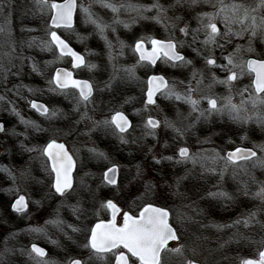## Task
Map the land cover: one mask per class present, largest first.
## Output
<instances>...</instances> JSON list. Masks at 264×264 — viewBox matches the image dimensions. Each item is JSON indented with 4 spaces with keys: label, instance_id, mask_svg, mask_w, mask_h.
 <instances>
[{
    "label": "rangeland",
    "instance_id": "1",
    "mask_svg": "<svg viewBox=\"0 0 264 264\" xmlns=\"http://www.w3.org/2000/svg\"><path fill=\"white\" fill-rule=\"evenodd\" d=\"M89 2L90 0H78V3L84 6H87ZM110 2L117 5L121 2L150 5L155 0H110ZM159 2L168 7L173 0H159ZM206 9L207 6L195 10L170 9L169 17L174 15L183 17L174 30H165L162 25L151 20H138L132 23L136 13L122 9L118 18L127 21L131 26L125 28L123 24L113 25L116 30L112 31L110 27L103 36L94 25L85 22L84 14L78 9L77 23L74 28L60 33L68 41L75 43L88 63L96 65V68L91 71L86 67L74 71L76 77L89 80L94 87L92 103L88 106V115L91 120H81L80 114L73 110L75 99L70 93L65 96L61 93L55 94L50 90L47 66L38 65L37 54L41 49L38 46L29 48L25 43L32 39L37 42L44 39L43 36L40 37L42 27L37 23L33 0H15V9L9 16L12 28L11 39L16 44L14 53L9 47L8 37L0 34V63L11 69L6 81L0 78V96L5 97V100L0 101V123H3L7 129L6 133H0V248L3 247V238L15 233V237L9 239L11 248L29 249V244L35 242L46 248L47 258L55 261L56 264H67L69 258H82L87 261L88 251L83 247L86 242L83 230L90 227L95 220L106 219L108 211L101 209L100 205L111 199L124 212L136 213L145 203H155L170 210L171 223L180 236V241H176L174 247L183 244L184 252L183 254L165 252L162 258L163 264H187L188 260L201 264H240L243 258L258 256L259 246L256 243H226L237 229L225 228L218 231L214 227H204V225L231 223L242 213L255 209L259 202L238 192L241 181H248L251 190H256V185L251 183L249 177L237 170L234 178V170L229 165L228 171L221 179L219 172L224 167L223 160H218L214 165L211 161H207V167L216 169L215 173H210L204 171L200 164L193 165L188 162L184 165H177L163 157L172 156L175 159L179 148L185 146L192 153L212 155L215 150L224 156L226 148L234 144L252 148L254 144L264 143V130L250 123L245 126L238 138L232 135L231 139L225 138L220 131L222 127L220 119L212 122L209 120L214 115L208 120L201 119L183 138H177L170 128L164 127L163 121L165 118L176 120L177 112L187 117L191 109L189 105L181 101L166 100L160 95L156 97L155 105H149L147 108L144 104L141 105L148 116L161 121V127L155 130V137L145 134V120L140 118L136 120L140 125L139 130L132 129L129 132L137 131L131 134L132 137L128 135L129 133L122 135L127 143H122L120 138L113 141L97 138L102 131V125L94 126L93 124L94 121L109 120L110 115L109 117H104V115L111 114L116 109L123 110L125 102H128L130 106L132 102L136 103L135 98L140 91L138 88L140 83L131 90L123 88L120 92L122 87L117 86L114 81L126 74L123 71L125 68L135 66V71H142L143 67L138 64L132 50L133 42L142 37L174 38L185 42V46L178 50L187 59L192 60L193 65L173 68L161 60L151 71L162 73L169 82L182 80L187 83L193 68L203 71L204 85L211 81L213 73L217 75L214 69L205 67L201 57L197 58L199 56L192 50L196 46H188L192 44L191 34L185 37L179 31L185 23H188L191 28V15ZM91 11L95 17L109 25H112L114 16H117L111 10L95 3L92 4ZM146 15L153 16L155 12L146 13ZM3 23L4 13H0V25ZM26 29H31V31H26ZM118 40L125 45L123 54H120ZM107 41H111L114 45L111 50L114 59L109 58L110 50L107 47ZM203 49V54L207 55L208 49ZM5 53H10V56L6 57ZM54 62L55 66L63 63L62 60L55 61V59ZM33 63H36L39 68L38 72L32 71ZM178 90L184 91L183 85H178ZM226 91L228 89L223 85H215L211 89L202 86L201 91L193 95L197 99L202 94L224 97ZM38 93L47 98L46 101L40 100L45 102L49 110L59 112L56 118L39 116L30 108V99L35 98ZM113 99L122 100V102L114 104ZM136 105L133 107H138ZM200 108H208L207 101H201ZM12 109H15V112ZM83 111L84 109L81 108V112ZM16 112L19 116L15 114ZM196 115L192 113L188 119L183 121L184 125L194 123ZM20 117L39 125L40 130L26 127L21 123ZM205 121L209 123L208 126ZM51 139L65 141L70 153L77 161L73 177L76 192L66 198H61L53 192L46 180V171L42 167V158L39 153L26 151L28 148L44 146ZM206 139L207 143L204 142ZM93 148L97 152L104 153V158H100L102 161L100 164L91 162V159L96 158L89 152V149ZM156 160L160 163H156ZM110 165H116L119 170L118 183L114 187L105 186L99 177L102 170ZM137 166L142 170L140 178L136 177ZM247 167L258 181H264V171L260 168H252L251 164ZM4 168H8L11 175L3 171ZM21 172H25L26 175L21 176ZM186 173L188 178L181 182L179 189L184 195L177 196L173 194L175 189L168 188L167 185L174 183V176H184ZM13 176L15 180L12 179ZM81 180L87 186L86 188L82 187ZM146 180L157 184L154 193L149 195H144L143 185ZM218 190L232 194L235 199L227 201L208 196L210 191ZM19 194H24L28 201V209L25 213H13L9 207L13 198ZM80 199L83 200L87 212L77 219L71 208L62 206V200L66 204H76ZM186 205L191 207H186ZM178 213H185L191 217V220L181 223L177 219ZM57 216L64 222L62 230L45 223L56 219ZM69 225L80 228L81 231L73 232ZM30 229H43V232H33ZM239 230L245 232L254 241L261 239L262 234L258 229L248 231L241 226ZM8 261L9 264H32L27 255H21L19 251L10 255ZM92 264H99V262L93 261Z\"/></svg>",
    "mask_w": 264,
    "mask_h": 264
},
{
    "label": "snow or ice",
    "instance_id": "2",
    "mask_svg": "<svg viewBox=\"0 0 264 264\" xmlns=\"http://www.w3.org/2000/svg\"><path fill=\"white\" fill-rule=\"evenodd\" d=\"M99 4L101 7L111 10L117 16H114L112 25L106 24L91 11L92 4ZM207 6L210 11L201 10L194 17L197 21L196 28H190L188 23L179 28V31L185 36H192V44L189 47L199 43L203 48L208 49V54L204 55L201 48L193 47V51L197 56L204 60V65L208 69H219L224 72L225 78L219 79L213 73L211 81L204 85V74L200 69L193 68L187 83L185 81L169 82L163 75H151L146 81V100L145 108L149 105L157 103V94L166 100L181 101L189 105L191 111L187 117L177 112L176 120L164 119L163 125L170 128L177 138H183L187 132L195 127L201 119L208 120L212 116H227L233 123L238 125L255 124L261 130H264V47L257 52V43L264 46V0H173L172 3L165 7L159 0H155L150 5L133 4L121 2L119 5L110 2V0H90L87 6L78 3V0H33V8L41 14L48 12L50 16V24L46 27L47 39L37 42L35 39L25 41L27 47L38 46L41 51H51L53 48L58 50L57 59L65 56L72 58L73 68L79 69L86 67L90 71L96 68L95 64H90L85 57L74 51L65 39L57 34L55 29L72 30L74 28V17L77 10L84 14L86 23L95 26L96 30L104 35L108 28L115 31L113 25L123 24L125 28L131 25L127 21L120 20L118 14L123 9L128 12H135L136 17L132 23L138 20L154 21L156 24L162 25L165 30H174L183 17L174 15L168 16L170 9L183 10L185 8L195 10ZM15 9V0H0V13H4V23L0 25V34L8 37V44L11 52L16 51L15 41L11 39L12 28L9 22V16ZM155 12V15L148 16L146 13ZM223 25V30L218 27ZM31 31V29H26ZM203 33L204 39L199 40L200 34ZM106 39V37H105ZM234 41H246V44L236 43L233 50L224 54L228 45H232ZM120 45V54H123L125 47L122 41L118 40ZM146 43L151 48L146 47ZM185 46L184 41H177L174 38L166 40L154 37H142L138 39L134 45L133 51L139 55L138 64L147 63L155 66L158 60H163L173 68H185L193 64L178 49ZM109 58L114 59L111 50L114 45L111 41H107ZM216 49H221V54L216 57ZM6 57L10 53L4 54ZM246 56L248 58H246ZM27 59V58H26ZM218 60L223 61L218 63ZM11 63V60H9ZM14 66V65H13ZM11 69L0 63V78L7 80ZM32 71L38 72L39 68L36 63L32 64ZM123 71L129 79H137L135 76V66L125 68ZM249 78V83L234 92L236 84L243 80L244 77ZM115 77H113L114 79ZM49 85H54L50 90H59L61 94L69 95L68 90L73 89L75 99L74 111L80 114L81 120H91L88 115V106L92 103L93 85L87 80H79L73 77L72 72L64 69H56L55 75L48 81ZM178 85H183L184 91L178 90ZM215 85H223L228 89V95L224 97H215L211 95H201L199 99L194 98V93L200 92L202 86L211 89ZM110 86V85H106ZM31 91V89H30ZM239 96V101L234 102L235 96ZM5 100L4 96H0V101ZM201 101H207L208 108L201 109ZM222 101V102H221ZM31 107L36 109L41 115L48 118H56L59 115L57 110H49L46 106L31 102ZM81 108L84 109L81 112ZM15 112V109H12ZM192 113H196V121L184 125L183 121L188 119ZM19 116V113H15ZM21 123L26 127H32L36 130L39 125L20 117ZM94 126L113 127L119 133H125L131 127L128 118L120 111H117L110 120L94 121ZM144 127L146 135L155 137L156 129L161 127V121L151 116L146 120ZM7 129L3 123H0V133H6ZM246 138V137H245ZM122 143H127L123 136H120ZM207 143V139L204 141ZM23 147V145H21ZM26 151L39 153L42 158V167L48 173L51 179V188L54 193L61 197L76 192L74 188L73 172L76 169L77 161L66 148L64 143L51 139L46 145L41 147L28 148ZM151 151V149H149ZM89 152L96 158H104L103 152H97L94 148ZM155 159V158H154ZM163 159L174 162L177 165H184L191 162L193 165L200 164L201 168L206 172L215 173L214 167H207L206 162L211 161L214 165L218 160L224 161V167L220 170V178H224L225 172L228 171L229 165L233 168V177L235 178L237 170L243 172L249 177L252 184L256 185V190L252 191L248 181H241L238 192L245 197L250 196L253 200L258 201V205L254 210L242 213L231 223L228 224H211L204 227H214L218 231L227 229H237L226 243H256L258 244V258H243L240 264H264V181H258L253 175L248 164L252 168L264 169V143L254 144L252 148L236 147L233 151L221 156L219 152L213 150L212 155H202L200 152L192 153L188 147H180L177 158L172 156L163 157ZM160 163L159 160L155 161ZM3 171L10 170L4 168ZM118 168L110 167L103 173V180L107 185H117ZM26 175L21 172V176ZM142 176V170L137 166L136 177ZM188 178L186 173L184 176H174L173 184L167 185L168 188H174L173 194L183 196L179 191L181 182ZM15 180V177H12ZM82 187L84 185L81 180ZM157 184L153 181L146 180L144 187V195L154 193ZM90 191V190H89ZM208 196L213 199H222L232 201L235 197L223 190L210 191ZM62 206L71 208L72 213L80 219L85 215L87 209L84 207L82 199L77 200L76 204H66L62 200ZM101 209L110 211L111 219L94 223L90 227L84 229L85 243L83 247L88 251V259L69 258L67 264H92L93 261L99 264H163L162 253L172 252L175 254H183L184 245L170 248V241H180L177 229L170 223V211L166 207L155 206L153 203L145 204L137 215L130 212H122V210L111 199L102 202ZM186 207H191L186 205ZM11 208L16 213H25L28 209V201L25 196L20 195ZM96 214L95 212L93 213ZM118 217L120 219L118 220ZM177 219L184 223L191 220L185 213H178ZM52 224L62 230L64 222L57 216L56 219L45 222ZM243 227L245 230L251 231L258 229L262 234L259 241H254L245 232L239 229ZM73 232H80L81 229L69 225ZM33 232H43V229H30ZM15 233L3 238V247L0 248V264H9L8 257L19 251L21 255H27L32 264H56L55 261L48 259V253L44 248L32 243L30 249L21 247L15 249L9 247V239L15 237ZM71 239V237H69ZM56 243V241H52ZM227 258V257H226ZM187 264H195L194 261L188 260Z\"/></svg>",
    "mask_w": 264,
    "mask_h": 264
},
{
    "label": "flooded vegetation",
    "instance_id": "3",
    "mask_svg": "<svg viewBox=\"0 0 264 264\" xmlns=\"http://www.w3.org/2000/svg\"><path fill=\"white\" fill-rule=\"evenodd\" d=\"M206 11H210V9L209 8H207L206 9ZM196 16V13L195 14H193V15H191V28H196L197 27V21L195 20V17ZM218 27H220L222 30H223V25L222 24H218ZM60 31V30H59ZM62 31H64V29L62 30ZM62 31H60V32H62ZM59 32V33H60ZM60 35H61V33H60ZM62 36V35H61ZM64 37V36H63ZM65 38V37H64ZM154 38H157V39H162V40H166V39H169V38H159V37H154ZM204 39V36H203V33H201L200 34V36H199V40H203ZM67 40V39H66ZM68 41V40H67ZM137 41V40H136ZM136 41H134L133 42V45H132V50H133V48H134V45H135V43H136ZM69 43H70V41H68ZM236 43H243V44H246V41H234V43L232 44V45H228L227 46V48H226V51L224 52V54L225 55H227V53L228 52H231L232 50H233V48H234V46H235V44ZM72 46H73V44L72 43H70ZM74 45H75V43H74ZM196 47H200L201 48V51L204 53V49H203V46L202 45H200L199 43H197V44H194ZM76 46V45H75ZM74 47V46H73ZM146 47L147 48H150L151 47V45L150 44H148V43H146ZM262 47H264V46H262V45H260L259 43H257V52H259V50L262 48ZM75 48V47H74ZM77 49V48H76ZM78 50V49H77ZM79 51V50H78ZM80 52V51H79ZM134 52V51H133ZM134 54H135V57H136V59H137V61H138V55H137V53H135L134 52ZM220 54H221V49H216V51H215V55H216V57H219L220 56ZM63 58H66L68 61H69V63H70V58L68 57V56H65V57H63ZM196 58V57H195ZM198 59L200 58V57H197ZM246 58H248L247 56H246ZM160 61L161 60H158L157 61V63H156V65L158 64V63H160ZM220 62H223V61H220V60H218V63H220ZM193 64H194V62H193ZM192 64V65H193ZM142 67H150L149 69H150V72L153 70V68L156 66H152V65H148L147 63H142V64H140ZM196 67H197V63H196ZM215 70V72L217 73V77L218 78H222V79H224L225 78V73L224 72H222V71H220L219 69H214ZM149 72V70H146V71H138V70H136L135 71V76H136V78L137 79H129L128 78V76H127V74H125V75H123V76H120V77H118L114 82H115V84L117 85V86H120V88L122 87V89H120L119 91L120 92H122L123 91V88H127L128 90H131L135 85L137 86L139 83H140V85L138 86V88L140 89V91H139V93L137 94V96H136V98H135V102L136 103H134L133 104V102H132V105L130 106V104L128 103V102H125V107L123 108V110H121V109H116L115 111H113L111 114H109V113H107L106 115H104V117H109V115H110V119H111V117L117 112V111H120V112H122L127 118H128V120L130 121V123H131V127L128 129V131L127 132H125V133H119L118 132V130H115L114 129V126L113 127H104V126H102L101 128H102V131L98 134V136H97V138H99L100 137V139L101 140H106V141H113V140H115V139H118V138H120V136H122V135H126L127 133H129V132H131L132 131V129H136V130H139V128H140V125H139V123L136 121L137 120V118H140V119H143V120H145V122H146V120L148 119V115L145 113V110L144 109H142V107H141V105L143 106V104L145 105V100H146V96H145V92H146V81H147V79H148V77L151 75V74H160V75H163L162 73H157V72H151L150 73ZM165 78H166V76L165 75H163ZM51 79H52V77H51ZM167 79V78H166ZM249 83V78L246 76V77H244L243 78V80H241V81H239L238 83H237V85H236V87H235V89H234V92L236 91V90H238L239 88H241V87H243L244 85H247ZM54 86V85H53ZM223 89V88H222ZM117 90V89H116ZM75 92H76V90H74ZM118 91V90H117ZM93 94H94V87H93ZM158 95L159 94H157V97H158ZM226 95H228V91H226ZM114 100V104L115 103H120V102H122V100H118V99H113ZM239 101V96L237 95V96H235V99H234V102H238ZM131 103V102H130ZM135 104H137L136 106H138V107H133V106H135ZM140 105V106H139ZM131 107H133V109L131 108ZM47 108H48V106H47ZM129 108H130V110H129ZM39 115V114H38ZM40 116H43V115H40ZM213 117V116H212ZM109 119V120H110ZM215 119H220V124H222V127H220V131L222 132V134H223V136H225V138L227 137V138H229V139H231L232 137H231V135L232 136H234V138H238V135L239 134H242L243 133V131H244V128H245V126L246 125H243V126H241V125H238V124H235V123H233L227 116H224V117H220V116H214L212 119H209V120H211V122L212 121H214ZM206 122V121H205ZM210 122V123H211ZM207 123V122H206ZM208 124L209 123H207V126H208ZM210 125H212V124H210ZM137 131H134V132H132V133H136ZM132 133H129L128 135L129 136H131L132 137ZM142 134H143V132H142ZM143 139V137L141 138V140ZM63 141V140H62ZM64 143H65V141H63ZM103 142H105V141H103ZM66 144V146H67V148H68V150H69V147H68V145H67V143H65ZM239 146H242V145H239V144H234L232 147H229V148H226V150H225V153L228 151V150H232V149H234V148H236V147H239ZM69 152H70V150H69ZM91 162H93L94 164H100V162H102V161H100V158H95V159H91ZM108 167H106L105 169H103L102 170V172H101V174H99V177H100V179H101V181L103 182V184L105 185V186H108V187H111V186H113V185H107L106 184V182L103 180V173L105 172V170L107 169ZM119 171V170H118ZM74 172H75V170H74ZM74 172H73V177H74ZM118 175H119V172H118ZM45 177H46V180L48 181V183L50 184V186H51V179H52V177H50L49 175H48V173L46 172V174H45ZM117 183H118V181H117ZM114 187V186H113ZM53 190V189H52ZM54 192V191H53ZM20 195V194H19ZM14 199V198H13ZM109 200V199H108ZM107 201V200H106ZM105 201V202H106ZM120 209L122 210V212H124V210L120 207ZM131 213V212H130ZM137 213V212H136ZM136 213H132L133 215L134 214H136ZM106 218H108V214H107V217ZM120 219V217H118V220ZM175 243H176V241H173V242H171L170 244H169V247L170 248H173L174 246H175ZM163 254L164 253H162V258H163ZM170 260V259H169ZM170 263H172V261H170Z\"/></svg>",
    "mask_w": 264,
    "mask_h": 264
},
{
    "label": "trees",
    "instance_id": "4",
    "mask_svg": "<svg viewBox=\"0 0 264 264\" xmlns=\"http://www.w3.org/2000/svg\"><path fill=\"white\" fill-rule=\"evenodd\" d=\"M35 15H36V19H37V23L42 27V30L40 29L42 35L40 37L43 36L44 39H47V36H46V27H47V24H48V19H49V13L48 12H45L43 14H41L40 12H38L36 10L35 12ZM35 15L33 14V17H35ZM77 23V22H75ZM70 43L73 44V46L75 48H77L74 43L72 41H70ZM57 52H56V49L53 48L51 51H39L38 54H37V59H38V65H41V66H47L46 68L48 69V78L50 77L49 80H51V73H52V70L54 68V66L56 65L55 62H54V59L55 61L56 60H62L63 61V65H68L69 64V61L66 59V58H62V59H57ZM48 61V62H46ZM46 62V63H45ZM58 64V63H57ZM150 67H143L142 70L143 71H146V70H149ZM54 86L53 85H50V88H53ZM55 94L56 93H61L59 90H56V91H53ZM68 92L73 96V94L75 93V91L73 89H70L68 90ZM43 95H41L40 93H38L35 98L37 99H41V100H44L46 101L47 98L45 97H42ZM74 97V96H73ZM262 171H264L263 169H261ZM240 197H242L240 195Z\"/></svg>",
    "mask_w": 264,
    "mask_h": 264
},
{
    "label": "water",
    "instance_id": "5",
    "mask_svg": "<svg viewBox=\"0 0 264 264\" xmlns=\"http://www.w3.org/2000/svg\"><path fill=\"white\" fill-rule=\"evenodd\" d=\"M57 2H62V0H59V1H57ZM49 24H50V19H49ZM57 34H58V32H57ZM59 35V34H58ZM60 36V35H59ZM62 38V37H61ZM62 39H64V38H62ZM69 44V43H68ZM69 46L74 50V51H76L77 53H79V54H81L80 52H78L77 50H75L70 44H69ZM151 48V47H150ZM150 48H149V50H150ZM57 52H58V50H57ZM81 55H83V54H81ZM138 55V54H137ZM70 57V56H69ZM138 58H139V55H138ZM70 59H71V68H67V67H65V66H56L55 68H54V70H53V74H52V77L55 75V71H56V69H64V70H66V71H69V72H72V74H73V77L75 78V79H79V80H87V79H84V78H77V77H75L74 76V73H73V70H72V68H73V65H72V58L70 57ZM151 75H160V74H151ZM150 75V76H151ZM88 81V80H87ZM32 101H35L37 104H41V105H44V106H46L42 101H39V100H35V99H33V100H31L30 101V106H31V102ZM47 107V106H46ZM32 108V107H31ZM33 109V108H32ZM33 110H35L37 113H39L36 109H33ZM156 119V118H155ZM57 142H59V143H63L62 141H60V140H57ZM66 146V145H65ZM239 147H242V148H249V147H243V146H239ZM66 148H67V146H66ZM68 149V148H67ZM235 149V148H234ZM234 149H232V150H228L226 153H225V155L228 153V152H230V151H233ZM113 166H115V165H112V166H110V167H113ZM109 167V168H110ZM117 167V166H116ZM108 169V168H107ZM107 169L105 170V172L107 171ZM117 175H118V173H117ZM17 199V198H16ZM16 199H14L13 200V202L12 203H14L15 202V200ZM12 205V204H11ZM155 205V204H154ZM155 206H157V205H155ZM12 209V208H11ZM142 209V208H141ZM110 219H111V213H110ZM100 221V220H99ZM99 221H96V222H99ZM104 221H107V220H104ZM95 222V223H96ZM36 244V243H35ZM32 245V244H31ZM31 245H30V247H31ZM37 246H39V247H41L40 245H38V244H36ZM43 248V247H42ZM45 249V248H44ZM46 251V250H45ZM250 259H252V258H250ZM195 264H198V263H196L195 262Z\"/></svg>",
    "mask_w": 264,
    "mask_h": 264
}]
</instances>
